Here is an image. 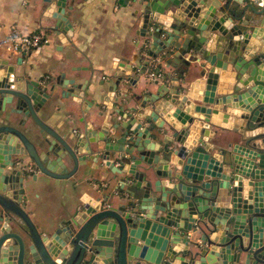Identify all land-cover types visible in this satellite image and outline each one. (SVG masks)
Here are the masks:
<instances>
[{
	"label": "water",
	"instance_id": "obj_1",
	"mask_svg": "<svg viewBox=\"0 0 264 264\" xmlns=\"http://www.w3.org/2000/svg\"><path fill=\"white\" fill-rule=\"evenodd\" d=\"M44 2L55 34L71 36L69 2ZM141 2L135 60L96 87L107 84L99 93L113 99L112 111L97 113L98 128L94 118L81 132L61 134L39 116L54 101H82L90 80L62 73L48 87L27 72L15 75L22 56L15 65L0 60V264H264V0ZM164 58L170 84L155 79V91L135 105L118 104L120 85L162 71ZM197 60L202 78L219 68L228 79L216 94L207 85L191 97L185 74ZM28 120L36 142L22 130ZM221 122L238 141L215 148L206 131ZM94 169L101 181L126 187L122 202H108L112 194L99 186L97 198L81 199L53 230H39L26 211L27 187Z\"/></svg>",
	"mask_w": 264,
	"mask_h": 264
},
{
	"label": "crops",
	"instance_id": "obj_2",
	"mask_svg": "<svg viewBox=\"0 0 264 264\" xmlns=\"http://www.w3.org/2000/svg\"><path fill=\"white\" fill-rule=\"evenodd\" d=\"M67 1L71 6V8L66 7L73 29L71 36L62 33L55 34L54 19L44 14L45 6H47L44 0H0V60L6 59L15 65L17 58L22 56V65L15 66L14 69L16 76L27 72L30 79L41 81L44 83L42 85L48 87L62 73L66 79L75 78L77 83L90 80L85 93L82 94V101L77 103L72 98L54 101L40 111V118L61 134L69 132L71 129L81 132L84 122H90L94 118L95 128H98L103 114L111 109L113 99H107L109 101L105 102L101 92L99 93V90L106 92L107 84L99 86V88L96 87L103 79L107 80L119 72L122 66L127 67L128 61L135 60L138 54V44L142 42L143 38L140 36V33L143 32L141 0ZM262 4L263 1L259 2L257 7ZM11 29L22 33L41 30L49 41L26 55H19L10 52L7 48V38ZM202 62L203 60L191 61L185 74V82L191 88V97L202 93L207 85L210 94H216L220 90L219 85L226 84L225 81L228 80L220 75L221 69L219 68H215L206 79L202 78L198 71V66L200 67ZM156 64L158 63L156 62ZM159 64L163 75L172 70L165 64V58ZM77 67L80 69L76 70ZM207 67L208 65H206ZM172 75L177 74L173 71ZM138 76L135 84L129 85L127 82H123L113 95V97L118 96V104L124 105V108L135 105L148 91H155L157 88V84L149 79L148 73L138 74ZM159 82L170 84L169 80L163 78L159 79ZM125 93L128 94L127 102L121 103L120 98ZM192 101L199 102L194 99ZM95 103H98V106H95ZM116 118L115 114H111L109 119L116 120ZM239 120L241 121V119ZM234 123L233 121L232 124ZM220 127L216 129L209 126L206 131L213 132L208 141L215 144V148H225L228 141H238V135L227 129L225 122H221ZM196 128L199 129V126ZM22 130L33 141L39 140L38 131L31 120L27 121L26 127H23ZM260 130L262 129H257L255 132ZM193 132L195 133V131ZM99 145L101 146L102 142ZM92 148L97 149V145L92 144ZM171 166L172 163L169 164V167ZM141 167H144V164ZM100 172L99 169H94L86 175L79 174L75 178L67 180L48 178L44 179V182L33 183L27 187L26 211L37 228L43 230L44 227H49L50 230H53L66 216V212L75 206V203L91 196L97 198L99 186H106V192L112 194L108 202H112L114 205L122 202L119 195L125 194L126 187L124 190L121 189L120 181L118 183L115 180L101 181L103 175ZM146 174L147 179L151 181L155 179L151 171H146ZM97 180H100V184L97 183ZM55 262L59 263L60 261L56 260Z\"/></svg>",
	"mask_w": 264,
	"mask_h": 264
},
{
	"label": "built area",
	"instance_id": "obj_3",
	"mask_svg": "<svg viewBox=\"0 0 264 264\" xmlns=\"http://www.w3.org/2000/svg\"><path fill=\"white\" fill-rule=\"evenodd\" d=\"M7 40L8 50L19 55H26L49 41L45 33L41 30L31 33H22L16 29H11ZM148 77L151 80L161 79L162 71L159 69H153L149 72ZM32 170L33 169L29 171Z\"/></svg>",
	"mask_w": 264,
	"mask_h": 264
},
{
	"label": "flooded vegetation",
	"instance_id": "obj_4",
	"mask_svg": "<svg viewBox=\"0 0 264 264\" xmlns=\"http://www.w3.org/2000/svg\"><path fill=\"white\" fill-rule=\"evenodd\" d=\"M23 162H24V163H22L23 165L21 163L20 164L23 166L24 170L29 171V170L33 169V165L28 159H25Z\"/></svg>",
	"mask_w": 264,
	"mask_h": 264
}]
</instances>
